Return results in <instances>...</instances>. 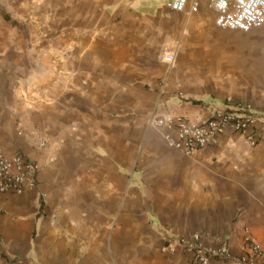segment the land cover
Returning <instances> with one entry per match:
<instances>
[{"label":"crops","instance_id":"0c3cea01","mask_svg":"<svg viewBox=\"0 0 264 264\" xmlns=\"http://www.w3.org/2000/svg\"><path fill=\"white\" fill-rule=\"evenodd\" d=\"M193 1L0 0V150L39 167L0 194V264H191L193 235L264 247V142L227 128L186 155L151 122L227 99L264 114V24L221 30Z\"/></svg>","mask_w":264,"mask_h":264},{"label":"built area","instance_id":"2783aa9c","mask_svg":"<svg viewBox=\"0 0 264 264\" xmlns=\"http://www.w3.org/2000/svg\"><path fill=\"white\" fill-rule=\"evenodd\" d=\"M162 1V0H156ZM215 11V24L221 30L248 33L264 24V0H210ZM190 0H168L169 8L176 13L185 11ZM192 11L197 2L191 4ZM162 59L172 63L173 54L164 50ZM226 108L214 109L207 118L194 122L187 117H156L152 124L166 127L171 134L165 136L167 145L186 155L215 143L217 136L229 129L244 137L254 148L264 142V114L257 113L242 103L232 104L227 99ZM40 142V146H44ZM39 182V167L34 159L17 152L7 156L0 150V194H20L27 189H36ZM191 257V264H264V247L248 234L243 237V248L233 255L227 244L215 249H205L199 235L180 240Z\"/></svg>","mask_w":264,"mask_h":264},{"label":"rangeland","instance_id":"374dc122","mask_svg":"<svg viewBox=\"0 0 264 264\" xmlns=\"http://www.w3.org/2000/svg\"><path fill=\"white\" fill-rule=\"evenodd\" d=\"M160 2H162V3H164V4H168V0H162V1H160Z\"/></svg>","mask_w":264,"mask_h":264}]
</instances>
